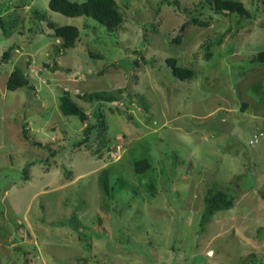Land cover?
<instances>
[{
	"label": "rangeland",
	"instance_id": "rangeland-1",
	"mask_svg": "<svg viewBox=\"0 0 264 264\" xmlns=\"http://www.w3.org/2000/svg\"><path fill=\"white\" fill-rule=\"evenodd\" d=\"M239 1L249 19L201 0H117L109 32L48 0H0V264H264V64L251 61L264 0ZM34 10L77 26L75 46ZM168 57L194 76L175 78ZM15 66L28 84L10 91ZM94 91L115 100L82 98ZM64 94L86 120L62 114ZM98 108L105 130L82 142ZM216 190L231 206L208 214Z\"/></svg>",
	"mask_w": 264,
	"mask_h": 264
},
{
	"label": "trees",
	"instance_id": "trees-1",
	"mask_svg": "<svg viewBox=\"0 0 264 264\" xmlns=\"http://www.w3.org/2000/svg\"><path fill=\"white\" fill-rule=\"evenodd\" d=\"M47 6L54 12L61 13L67 17H87L91 18L100 25L104 26L107 31H114L122 23V15L118 10L117 0H48ZM208 6L217 14H232L236 13L241 15L245 19L251 17V13L245 8L243 3L239 0H201L200 7ZM34 15L37 19L45 21L47 26L52 30V35L60 40L61 45L64 48H72L75 46L76 40L79 37L80 30L77 26L71 24L58 25L45 13L34 10ZM192 24L206 25V21L199 20L193 17L190 20ZM178 40V38L176 39ZM4 55H8V50L4 52ZM89 55L98 58V54L89 52ZM251 61L264 64V48L258 51ZM166 65L170 67L172 75L179 80L191 79L194 76V71L191 68H187L177 64L176 58L168 57L165 60ZM28 84L27 76L25 72L15 66L11 70L6 80V89L14 91L18 88L26 86ZM82 98L88 102L96 101L100 107L103 102L114 101L113 95L107 94L104 91H94L87 94H83ZM59 109L64 115L78 116L81 120H86L87 115L83 110L74 102L67 94L60 97ZM95 122L90 124L84 129L85 137L82 142L89 139V135L92 134L95 129L105 130V122L103 120V114L98 108L94 111ZM24 136L28 138L24 131ZM134 171L137 174H142L150 168V164L146 158L136 159L133 163ZM99 183L106 193L111 191V187L108 182V170L101 171L99 176ZM204 208L206 213L213 214L216 211L228 209L231 206V200L227 198L226 194L222 190H216L214 193L206 196L204 201Z\"/></svg>",
	"mask_w": 264,
	"mask_h": 264
}]
</instances>
